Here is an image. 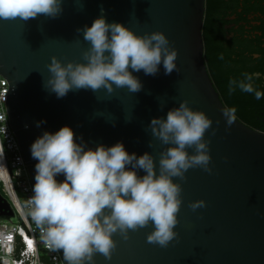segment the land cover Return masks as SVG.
I'll return each instance as SVG.
<instances>
[{"label": "water", "instance_id": "water-1", "mask_svg": "<svg viewBox=\"0 0 264 264\" xmlns=\"http://www.w3.org/2000/svg\"><path fill=\"white\" fill-rule=\"evenodd\" d=\"M204 4L205 0H63V11L55 18L38 14L26 21L0 19V74L8 81L5 107L32 185L37 161L30 145L43 131L68 125L88 147L120 141L129 153L147 151L158 162L167 145L151 135L152 118L164 117L186 100L212 120L204 134L212 173L197 167L188 169L182 181L173 178L182 187L177 237L167 247L148 242L151 222L129 230L127 240L114 234L111 260L96 253V264H264V131L238 118L231 126L225 123L226 107L203 58ZM101 8L106 22L122 23L137 34L162 31L177 50L179 73L165 75L162 65L156 75L134 72L143 85L136 93L126 88L111 94L79 89L57 98L46 89L50 58L82 61L87 42L77 29L90 26ZM41 120L46 123L37 127ZM197 199L206 206L193 211L188 203ZM12 215L9 203L0 197V216Z\"/></svg>", "mask_w": 264, "mask_h": 264}, {"label": "clouds", "instance_id": "clouds-1", "mask_svg": "<svg viewBox=\"0 0 264 264\" xmlns=\"http://www.w3.org/2000/svg\"><path fill=\"white\" fill-rule=\"evenodd\" d=\"M62 4L63 0H0V19L19 17L26 21L38 14L55 18L62 13ZM101 13L90 26L77 29L87 42L82 61L50 58L44 86L57 98L79 89H104L111 94L114 89L126 88L136 93L143 85L133 73L142 70L145 75H156L161 65L165 75L174 70L179 73L177 50L162 31L137 34L122 23L106 22L103 8ZM258 78V73H242L241 79L229 80V92L238 88L259 100L264 92L254 83ZM236 111L235 107L222 109L227 126L236 120ZM6 119L7 113L0 114V134L5 136ZM43 123L46 121L36 125ZM211 125V118L202 110H193L186 100L170 108L164 117L152 118L148 125L151 135L167 145L158 162L147 151L129 153L120 141L88 147L68 125L55 132L43 131L30 145L31 157L37 161L35 183L28 199L17 200L19 212L35 224L46 248L62 250L65 264H96V253L111 260L117 243L114 234L127 240L129 230L150 222L152 230L146 240L167 247L178 235L174 228L182 204L179 181L190 168L213 171L209 140L204 136ZM17 161L22 163L20 157ZM140 170L143 175L138 174ZM0 174H7L2 162ZM61 175L63 179L58 180ZM205 206L203 199L188 203L193 211Z\"/></svg>", "mask_w": 264, "mask_h": 264}, {"label": "flooded vegetation", "instance_id": "flooded-vegetation-1", "mask_svg": "<svg viewBox=\"0 0 264 264\" xmlns=\"http://www.w3.org/2000/svg\"><path fill=\"white\" fill-rule=\"evenodd\" d=\"M204 5L203 48L206 44L223 56L231 53L237 58L231 61L239 72L259 74L254 83L264 92V0H205ZM228 64L230 61L224 60V65ZM217 92L220 97L221 92ZM252 98L247 108L264 126V96L257 100L252 94ZM222 102L229 107L225 100Z\"/></svg>", "mask_w": 264, "mask_h": 264}, {"label": "built area", "instance_id": "built-area-1", "mask_svg": "<svg viewBox=\"0 0 264 264\" xmlns=\"http://www.w3.org/2000/svg\"><path fill=\"white\" fill-rule=\"evenodd\" d=\"M7 91L8 81L0 74V114L7 113ZM0 126H3L2 122ZM6 126L7 136L0 134V150L3 152L0 162L7 167V174H0V197L9 203L13 215L9 218L0 216V264H64L60 252L46 248L35 224L19 212L17 200L22 202L32 195V183L8 115ZM17 157L22 159V163L17 161ZM17 169L19 175H16ZM29 240L32 241L31 248Z\"/></svg>", "mask_w": 264, "mask_h": 264}, {"label": "trees", "instance_id": "trees-1", "mask_svg": "<svg viewBox=\"0 0 264 264\" xmlns=\"http://www.w3.org/2000/svg\"><path fill=\"white\" fill-rule=\"evenodd\" d=\"M203 33L204 23L202 26V34ZM221 56L223 57L222 59ZM203 58L206 70L216 91L219 90L221 92V99L223 98L229 107L236 108V118L252 128L264 131V126H261L256 122L257 119L254 116V113L247 108L252 103V94L242 92L238 88L234 92H229L228 84L231 78L229 74L235 79L242 78L243 72H239L241 70L236 69L231 61H237V58H233L231 53H227L223 56L220 52L211 51L206 44L204 45ZM224 60H229L230 64L225 66Z\"/></svg>", "mask_w": 264, "mask_h": 264}, {"label": "snow or ice", "instance_id": "snow-or-ice-1", "mask_svg": "<svg viewBox=\"0 0 264 264\" xmlns=\"http://www.w3.org/2000/svg\"><path fill=\"white\" fill-rule=\"evenodd\" d=\"M8 239L10 240L11 237H8ZM28 245H29V248H31V246H32V241L31 240L28 241Z\"/></svg>", "mask_w": 264, "mask_h": 264}]
</instances>
